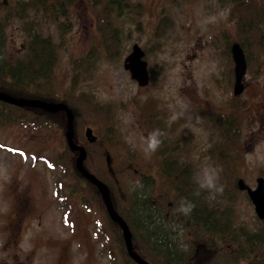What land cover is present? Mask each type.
<instances>
[{
    "label": "rangeland",
    "instance_id": "1",
    "mask_svg": "<svg viewBox=\"0 0 264 264\" xmlns=\"http://www.w3.org/2000/svg\"><path fill=\"white\" fill-rule=\"evenodd\" d=\"M125 1L128 7L114 17L120 36L118 56L109 58L101 53L80 67L75 61L87 56L98 37L90 0H75L67 7L65 18L58 15L52 20L45 10L27 13L57 47L53 92L62 99L88 95L97 105L108 108V129L136 152L138 173L151 178L152 193L165 195L169 184L165 183L160 158L149 147L152 140L143 117L144 107L151 104L162 117V140L175 147L172 156L189 165V177L198 190L205 191L207 204L227 210L234 226L253 231L264 228V220L257 218L247 193L229 190L223 168L211 152L217 141L211 119L215 112L228 111L227 102L233 96L225 54V40L233 35L236 24L229 2ZM63 22L66 24L60 28ZM21 24L19 19H12L5 28L7 58L23 53L26 35ZM133 44L140 46L147 62L149 81L145 86H138L123 68V59ZM242 82L244 88L238 98L244 104L237 109L241 128L238 178L253 188L256 177L264 173V71L253 76L246 68ZM65 125V116L64 129L54 123H0V210L12 194L27 193L45 212L39 224L34 221L22 230L21 237L60 240L62 245L67 242L73 252L70 264H125L101 198L99 202L82 179L78 197H65L75 175L60 160L66 150ZM90 127L96 137L105 134L101 126ZM169 195L172 203L167 212L173 218L174 194ZM51 263L46 259L37 264Z\"/></svg>",
    "mask_w": 264,
    "mask_h": 264
},
{
    "label": "trees",
    "instance_id": "2",
    "mask_svg": "<svg viewBox=\"0 0 264 264\" xmlns=\"http://www.w3.org/2000/svg\"><path fill=\"white\" fill-rule=\"evenodd\" d=\"M231 6V17L235 18V31L228 34L226 52L228 56V81L233 83V61L230 44L234 40L244 51L247 70L258 76L264 71V0H227ZM75 0H0V92L15 97L38 98L66 103L73 112L76 143L86 151L85 168L103 181L110 192L116 211L126 221L132 233L134 251L152 264H264V228L248 230L234 226L227 210H217L206 202L205 191L197 189L189 177V165L172 156L170 147L162 140V117L150 104L144 107L143 117L151 140L157 141L154 148L165 183L169 184L165 195H154L150 177H141L136 152L119 141L110 126L108 108L99 106L85 98L63 99L52 90L53 68L57 61V47L50 36H44L36 24L27 18L30 11L45 10L54 20L55 16H67V7ZM94 11V23L98 34L87 56L75 61L94 60L103 53L116 58L119 54V27L114 24L125 0H90ZM12 19H19L21 30L26 35V44L20 57L7 58L4 54L5 28ZM59 23V27L62 25ZM226 37V34L224 32ZM244 102L238 96H231L227 102L228 111L215 112L211 121L216 130L217 141L211 152L222 166L229 181V190H237L238 163L240 161V120L237 109ZM15 121L26 126L59 124L64 129L62 112L50 113L29 106H15L0 101V123ZM101 126L105 134L88 142L83 133L85 125ZM110 126V127H109ZM110 128V129H108ZM76 152L67 147L60 160L72 169L73 174L87 183L100 201L94 185L85 180L75 169ZM264 177V173L261 174ZM172 188V189H170ZM173 218L168 214L172 203ZM102 205V203H101ZM103 207V206H102ZM261 222V221H260ZM119 240L125 264H136L128 256L119 226L110 220Z\"/></svg>",
    "mask_w": 264,
    "mask_h": 264
},
{
    "label": "water",
    "instance_id": "3",
    "mask_svg": "<svg viewBox=\"0 0 264 264\" xmlns=\"http://www.w3.org/2000/svg\"><path fill=\"white\" fill-rule=\"evenodd\" d=\"M230 54L233 61L234 81L232 85L233 95H239L243 88V76L246 72V59L244 51L237 42L230 45ZM144 52L138 44H133L130 52L123 59V68L129 72L130 78L133 79L138 86H145L148 84L149 75L147 70V63L143 59ZM0 101L6 102L15 106L23 107L29 106L39 108L46 112L55 113L63 111L65 113V141L66 145L71 151L77 152L74 162L76 171L92 185H94L100 195L101 201L105 211L111 221L115 222L122 234L125 250L128 256L136 264H152L142 257H140L133 249L132 233L122 216L116 211L110 196L107 185L98 179L94 174L90 173L84 166L83 162L86 158L85 148L77 144L73 140L74 126H73V112L64 102L47 101L38 98L15 97L5 92H0ZM84 135L88 142H94L96 136L90 127H86ZM236 187L238 190L245 191L254 207V212L259 220H264V178L258 176L255 179V186L252 188L248 186L245 181L239 177L236 180Z\"/></svg>",
    "mask_w": 264,
    "mask_h": 264
},
{
    "label": "flooded vegetation",
    "instance_id": "4",
    "mask_svg": "<svg viewBox=\"0 0 264 264\" xmlns=\"http://www.w3.org/2000/svg\"><path fill=\"white\" fill-rule=\"evenodd\" d=\"M79 184V177L74 175L73 186L65 197H78ZM5 201V208L0 210V234L4 235V238L0 235V264H37L46 259L52 260L51 264H70L73 252L67 242L62 245L63 241L60 240L45 241L38 236L27 240L21 237L22 230L34 221L39 224L45 212L35 199L27 193L19 192Z\"/></svg>",
    "mask_w": 264,
    "mask_h": 264
},
{
    "label": "clouds",
    "instance_id": "5",
    "mask_svg": "<svg viewBox=\"0 0 264 264\" xmlns=\"http://www.w3.org/2000/svg\"><path fill=\"white\" fill-rule=\"evenodd\" d=\"M157 141L153 139L152 143L149 145L150 148L154 149L156 147ZM208 185L211 186V177L208 178Z\"/></svg>",
    "mask_w": 264,
    "mask_h": 264
}]
</instances>
